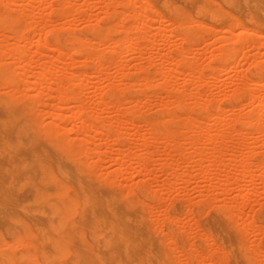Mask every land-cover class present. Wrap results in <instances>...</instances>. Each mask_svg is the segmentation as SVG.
Wrapping results in <instances>:
<instances>
[{"label":"rangeland","instance_id":"1","mask_svg":"<svg viewBox=\"0 0 264 264\" xmlns=\"http://www.w3.org/2000/svg\"><path fill=\"white\" fill-rule=\"evenodd\" d=\"M24 1L25 0L14 3V5H12L11 9L9 10V14L12 15L13 27H16L22 30L28 37H30L28 45L26 46V50H25L26 57L23 56L22 60H20L21 62L20 61L18 62L17 59H15V57H12L10 55H7V57H5L4 55V57L7 59L9 58V60L7 63H2V67L3 66L6 67L5 70L7 69L6 71H8V73L10 74L12 72H13L12 74L18 72L17 73L18 76H16L17 77L16 80L19 82V79H20L19 86L23 84L21 86V89L19 87V92L22 94V96L20 95L19 96L20 98L24 97L25 100L21 99L22 100L21 101L19 98L20 101H17L18 94H20L19 92L16 93L17 95L15 94L14 96L16 97L17 100L14 97L11 98V101L9 100V98L5 99L4 93L9 90L8 89L9 87L7 88L3 85H0V92H1L0 97H2V101L0 98V118L7 116L5 107L10 106V104L12 103L11 104V106L13 105L12 115L16 117V118L14 117V120L16 123L12 125L11 129L14 132L15 137H17V134L19 133V129L25 126L28 122L27 125L31 129L35 128L34 130L37 131V132L36 131L34 132L35 135L38 137L34 145V148L36 149V151L42 150L43 147L51 146V149L56 154V156L60 157V155L62 156V154H64L61 152V148H64L68 151L70 146L71 147L74 146L73 147L74 151L75 149L76 150L78 149L77 150L78 152L73 151L74 158H71L70 161H68L69 158L66 155H64V157H66L65 160L67 164L72 166L73 168H76L78 171L79 170L82 171L83 168L85 167L84 171L79 172L80 176L86 178L87 180L90 179L88 181L92 185H94L96 188H98L100 191L107 193L108 195L115 198L117 201L121 202V203H114L113 205L114 209L124 210L131 217H136L138 221L137 223L134 224L135 227H137V229L139 230L146 231L151 236V240L148 244V248L153 252L162 251L163 253L170 254L172 258V262L175 261L173 262V264H179V263L187 264V262H189L188 255L190 254V257L192 258V256H197L196 253H200V255L198 254V258L199 259L201 258L199 260L201 264H208V263L210 264V262H208V260L210 259V258L208 259L209 255H210L209 257L212 258L211 260L214 261V258L216 259L214 262L212 261L211 264H224L226 262V259L224 257L226 256L223 254L224 252L221 253L222 251H224L223 250L224 244H223L222 237L224 238V235H227V234H228L227 240H226L227 242L237 244V245L240 244V246L243 245L244 249L247 243H249L248 246L250 245V248L247 249L248 246H246L247 247L246 249L250 251H246L245 249L246 251L245 253L243 247L242 248L240 247L241 249L240 248L239 249H240L241 254L243 255V254L250 253L249 255L251 256L252 253L254 252L253 251L254 249L255 256H251L250 258L252 260L254 259L257 261V263L255 264H264V140H263L264 139L263 137L264 136V123H262L264 122V120H262V122L260 123L261 124L260 128L262 126L263 130L260 131V129H257V131L259 130L260 133H257V131L254 132V129L250 128L248 124L247 126H245L246 123L244 124V122L247 121V117L244 112L247 111L248 113L247 112L246 113L249 114L251 111H254L253 110L254 108L258 107V102L256 98L254 100L250 99L254 95V93L257 92L256 90L257 87L259 90L257 93L260 92L258 95L262 96L261 98L264 97L263 96L264 95L263 81H262L263 84L261 83L260 86H255L256 89H251L253 91L256 90V92H254L253 95L250 94V98H249V92H247L246 90L248 89V91H250L249 89L252 85L251 79L256 80L257 79L256 74L260 75V80L264 79V0H249V1L248 0H149V1L148 0H124V4L126 2L130 3L128 7H127V3H126V6L122 5L123 3L120 4V2H123L122 0H113V1L111 0H67V1L66 0H61V1L60 0H56V1L55 0H30V1L26 0L25 2ZM62 1L64 2L66 1L68 3L66 2L64 3ZM114 2L117 4H115ZM148 3H151V4H148ZM0 4L3 5L2 3ZM46 4L48 5L46 6ZM61 4H62V7L64 8L60 7ZM1 5H0V8H2ZM42 5L44 8L41 7ZM65 6H66V9H65ZM132 6H133V12H132ZM58 7H60L61 9V14L60 12L58 13L59 11ZM55 8H58V11H56V13L55 11H53L55 10ZM109 11H112V12H109ZM142 14L143 16L145 14L149 15V18L147 19V21H144V19L142 20V18H144ZM150 17H153V18L150 19ZM117 19H120V20H117ZM175 20L179 21L178 24L180 26L177 25ZM145 22L147 24H145ZM237 22H240L241 24ZM57 23L63 27L59 26ZM62 23L63 24L65 23V25H63ZM67 23H69L70 25ZM19 24H21L20 27H19ZM23 25L26 27H24ZM233 25L235 27H233ZM22 27L24 28V30ZM46 28L47 29L53 28L52 31H54V33L59 35V38L61 40V43H60L61 46L59 49L54 45V43H49L46 45H43L41 43H35L47 30ZM247 28L253 31L252 36H248L252 38V39L249 38L250 40H252V43L250 44L251 41L248 38H245L249 40L247 41V43L248 42L249 43L246 45L247 47L245 46L244 48H242L240 44L242 43L246 44L243 38L247 37L246 36L247 34L245 35L244 34L245 32H243V34L241 33L242 34L241 36H239L238 34H240L242 30L244 31ZM3 29L0 30V40L1 41L5 39V36L7 34L6 31H8L7 35H12L9 32L10 31L9 29L5 28L6 31L5 30L3 31ZM253 29H256V30H253ZM256 31L258 32L260 31V32L258 33ZM254 32L255 34L260 35V37L255 35ZM136 34L141 35V36H138ZM122 37H126L127 39L126 38L125 39L129 42H127L128 48L124 47V45L127 44V43H124L122 46L123 47L122 50H120L121 45L119 47V45H117L115 42L118 43L120 40L122 42V40L124 39V38L122 39ZM239 37L240 39L241 37H243L242 39L244 41L243 42L239 41L240 43L239 42L234 43L235 41H238L236 39H238ZM11 38L15 39V37H9L8 40L10 41ZM78 38L83 40L82 42L84 46L80 47V43H78L79 41H77ZM14 39L13 40L11 39L12 42L11 41L10 42L14 43L17 41L16 39L15 40ZM253 40L255 42H253ZM86 41L88 42V44ZM121 42L119 44H122ZM110 43H114V44L111 45ZM136 43L138 44V46L136 45V47L140 51L134 48L136 52L135 51L133 52L131 47L134 46L132 44H136ZM258 43L260 44V47ZM90 45L91 46L93 45L94 47L92 48L90 47ZM129 45H131V47ZM139 45H140V49L138 48ZM231 46H233L234 48L233 51L230 50ZM239 46H240V49H239ZM49 47L51 48L49 49ZM88 47H90V49ZM41 49H42V52H41ZM57 49L58 50L62 49V51H64L65 49L66 52L64 56H66V58L65 57L64 58L66 61H63L64 63L62 61H58L56 63L53 62V61H57L59 56L62 55V54H59L60 51H58ZM86 49L87 51L88 49L89 51L93 49L92 50L93 53L87 52ZM113 49L119 50V53L114 51ZM186 50L188 51L186 52ZM182 51H183L184 56L185 57L187 56L185 61L182 58L183 57ZM35 52H38V58L34 60L35 63L33 62V64L29 66L30 68L26 67L27 64L22 61L26 58L25 60H27V63H28L30 59L33 57L32 55H34ZM179 52H181V54ZM225 53L226 54L228 53V54L226 55ZM99 54L102 56L106 55L107 59L104 57L100 58L98 56ZM179 54L182 56L181 58ZM231 54L232 56H230ZM89 55L94 56L93 59H91V56ZM133 55H135V57ZM244 55H245V58L246 56L251 57V58L248 57L250 60L246 61V59L245 60L243 59L244 61H242V58ZM88 56L90 58H88ZM178 56L180 59L177 58ZM171 57H175L177 60L179 59L181 62H178L174 58L179 64H173L174 62L176 63V61H173V58ZM51 58H53L52 61L50 60ZM48 59L51 62H53L54 65H58V68H56V66H53L52 72L55 73V75L53 74L55 77L57 75L60 76V77L57 76L60 82L58 81L59 83L57 84L53 82L54 79H51L49 80V82L45 81L44 83H39L38 85L36 74L42 71V64L44 67L45 61L46 62L48 61V63L46 64L49 65ZM4 61L5 60L3 61L1 60V62H4ZM17 62L20 63V65ZM60 62L62 63L60 64ZM147 62L149 64H147ZM187 63L192 64V67L196 66L195 68L193 67L195 70L193 68H190L191 66L188 67ZM24 64L26 65L24 66ZM117 65H122V66H117ZM21 66L22 68L25 67L23 68L24 71L21 70ZM118 67L121 68L122 70H120ZM143 67L145 70H142ZM173 67H174L173 71L175 73L173 71L170 72L171 71L170 69ZM18 68L20 69L17 70ZM146 68H148V71ZM158 68L159 69L161 68L160 69L161 71ZM191 69H193L195 72L193 70L191 71ZM57 70L59 72H63V70L64 71L66 70V71L63 73H59V72L57 73L56 72ZM157 70L159 72H157ZM196 70H198V73L200 72V74H198ZM68 71H70L71 73L68 76H71L70 78L72 79H76V76L74 75V73L76 75H79V72L81 71L80 72L81 74L79 75V77L80 76L81 77L80 79L78 77V79L81 80L82 78V81L71 80L70 78H68L72 82L71 83L67 82L66 75L69 74ZM162 71L164 75L166 76L163 75ZM166 71L169 72L171 75L176 74V77L173 75L172 77ZM161 73H162L163 78H161ZM244 73L247 76L244 75ZM62 74H64L65 77L62 76ZM199 76L201 77L202 81L199 80L200 79ZM52 78L54 77L52 76ZM83 78L85 79L86 83L83 82ZM144 78L146 79L148 78L147 80L149 81L147 82V80ZM161 79L163 80L170 79V80L167 81L169 82L167 84L166 81L163 82V80ZM204 80L206 82H204ZM1 81L2 80H0V83L3 84ZM50 81H51V84H50ZM144 81L147 82V85L145 84ZM81 82H83L82 85L84 86L80 85ZM242 82L243 84L241 85ZM52 83H53L54 88L50 87L52 86ZM66 83H69V85L71 84V87H68ZM124 83L126 84V86ZM151 83L153 84V86L151 85ZM128 84L131 86H128ZM65 85L67 86L68 89L70 88L69 89L70 91L65 89V90H62L61 92L59 88L61 86H62L61 88L66 87ZM110 85H112L111 86L112 89ZM249 85L250 87L248 88L247 86ZM37 86H39L40 89L36 88ZM78 86L80 87V89L78 88ZM245 86L247 88H245ZM252 87L254 86L252 85ZM71 88L74 90H72ZM237 88H239V90ZM22 89L23 91H21ZM42 90L45 93L40 94V96H38L37 94L42 93V92H39ZM66 90L69 92L68 95H73L74 98L72 96H68ZM237 90L239 92H237ZM72 91L74 93L76 91L77 93H75L74 95ZM111 91L112 93H110ZM253 91H251V93ZM194 92L197 95H195ZM78 93L79 94L81 93V94L79 95ZM181 93H183L182 97H179L181 96ZM235 93H239V94H235ZM192 94L196 96L195 97L196 99L198 98L197 96L199 94L200 95L199 97H201L200 98L201 100L199 98L195 100ZM61 95L63 97L66 95L67 96L64 97L63 99V97L62 98L60 97ZM177 95L179 98L176 97L175 99L174 97ZM75 96L77 98H75ZM37 97L39 98L38 100L39 103L38 102L35 103V101L37 100ZM59 97L61 99H59ZM191 97L194 98V100ZM115 100H116V103H118L117 105L115 103ZM185 100H186V103H185ZM214 100H217V102ZM249 100H251L252 102ZM15 101H17V103ZM100 101H103L101 102L102 104H100ZM131 101L133 105L137 104L138 106H136L135 108V106L131 104ZM167 101L168 103H166ZM193 101L195 103H193ZM24 102H26L27 104H25ZM29 102H32V105L31 103L29 104ZM164 102L166 104H163ZM104 103L106 106L103 105ZM176 103L177 104L182 103V107L183 108L186 107V108L185 109L181 108L180 107L181 104H178L180 105L179 106L180 108L179 107L176 108L177 107ZM217 103L218 105H220V109L216 108V107H219L217 106ZM28 104L30 107L27 106ZM167 104L169 105V107H167L168 106ZM174 104H176L175 107L173 106L170 107V105H174ZM194 104H197V105H194ZM203 104H205V106ZM79 107H82V112L81 111L79 112H81L83 118L80 116V118L78 119V116L81 114L78 111H76V109L78 108L77 110H80ZM13 108L16 110H14ZM83 108H86V110ZM125 108L127 109V111ZM165 108L168 109V112H167V109ZM169 108H171L172 111L174 109L176 111V112L175 111L172 112L170 110V114L172 115L171 117L173 118L171 119L173 122L167 121L164 124L165 121L163 120H167L168 118H170L169 117L170 114H168ZM241 110H242V113H241ZM74 111L76 113L73 114ZM211 111L212 113H210ZM53 112H59L60 114H65L68 116L70 115L73 116V115L78 114V116L71 118L69 122L68 120H66V123H65V121H62L61 119H59L57 115L55 116L52 115ZM174 112H175V115L172 114ZM17 113H18V116H16ZM132 113H134L135 115H132ZM214 114L219 117L222 115L221 117L222 119L224 117V120L220 122L219 124H216L215 122H213L214 120L213 117L215 116ZM229 115H230V118H229ZM243 115H245L246 119L243 118ZM74 118L75 120H73ZM232 118L234 122H232ZM33 119L37 123H35ZM82 119H86L87 121H89L88 126L82 124V121H81ZM157 119H159L160 124H158V121H155ZM193 119H197L201 121L200 123H202V126L204 125V128H203L204 133H202L203 129H202V132L195 131L196 128L192 127L193 125L191 126L190 124L191 122L190 123L188 122L187 123L188 127L187 126L185 127V124H186L185 122L191 121V120L193 122ZM52 121L53 123H55L54 127L56 126L58 131L60 130L62 131L61 132L62 142L58 144L60 146H57V142L56 143L54 142V144L52 143L48 144L50 140L52 139H53L52 141L56 140L54 137L50 138L49 132L47 131L48 127L51 126L50 124H52ZM61 121L62 123L64 122V124L61 125L60 124ZM104 121L107 122L108 124L105 123ZM101 122L102 123L104 122L105 126L98 125V124H102ZM47 123L49 126L47 125ZM213 123H215L216 125L215 124L211 125ZM223 123L224 125H222ZM35 124L39 125L40 128L36 126ZM92 124L94 125V127L92 126ZM164 125L166 127H164ZM43 126L44 128L42 129ZM97 126L99 128H97ZM155 126H156V130H155ZM167 126H168V129H167ZM213 126L214 127L217 126L216 128L220 130L224 128L221 131L225 133L226 137L217 136V138L208 139V135L204 136V134H208L206 132H208L209 130L212 131V132L209 131V133L214 132ZM191 127L193 128V130ZM70 128L73 130L70 131ZM171 128H173V130ZM216 128L215 130H218ZM80 129H82L83 131H81ZM169 129L175 132L174 133L175 135H174L173 132L170 130V132H172V136H176V137L178 136V137L177 138L175 137V139L174 137L172 138L169 132ZM86 130H90L89 136L87 135L88 131L86 132ZM190 130L192 132L194 131V133L192 134ZM228 130L231 132L227 133ZM75 131L77 132L75 133ZM252 131H253V134L255 133L254 135L253 134L251 135ZM38 132H43V133L38 134ZM216 132L217 131H215V133ZM261 132L263 133L261 134ZM153 133L157 135L155 136V139L154 137L152 138ZM199 133L202 134L204 137L199 136ZM85 134H86L85 137H88L86 139H90V140H86L87 142H85V138H84ZM116 135L117 136L119 135V136L116 137ZM194 135L198 138L199 137L202 138V139L200 138L201 141L197 142L196 144L197 146H194V145L192 146V141H193L192 137ZM252 136L254 137L252 138ZM258 136H260L261 138ZM166 137L169 138L170 140L167 139ZM71 138H73V140ZM255 138L260 140L258 144H255L252 142V141L256 142L255 140H253ZM69 139H71V142L72 143L74 142V144H71ZM68 140L71 144L70 146H69ZM24 141H26V139H24ZM252 143L253 145H256V147L253 146ZM80 145L81 146L83 145L82 148H85V149L83 150L80 147ZM205 146H207L209 149H207V147ZM210 146L212 147V149H210ZM75 147H78V148H75ZM79 147L81 148V150H79L80 149ZM172 147L173 148L175 147V148L173 149ZM203 147H204V150H203ZM250 148L252 151L250 150ZM64 149L62 150L66 151ZM151 149L152 151H150ZM70 150H73V149H70ZM240 150L242 151V153ZM32 151H33L32 149L20 150L19 151L20 157L22 158H25L24 156L28 157L30 156L29 153ZM82 151L84 154L82 153ZM207 151L208 153L210 151V153L205 154L207 153ZM253 151L256 153H253ZM259 151L260 153H258ZM219 152L220 154H218ZM74 153L77 154L76 158H75ZM122 153L123 154L126 153L129 156L125 154L124 156L122 155L123 156L122 158L121 156ZM245 154H246V157H245ZM202 155L205 158H203ZM142 157L145 158L147 161H145ZM192 157L194 158L192 159ZM236 157L238 159L241 157L243 159L245 158L247 159V160L246 159L243 160L244 161L243 164H245V161H247L245 165L242 164L243 169L242 167H240L241 166L240 162L242 160L239 159L240 161L238 160L239 161L238 162ZM258 158L259 160H257ZM81 159L83 163H85L86 165L81 164V163H76L77 161L82 162ZM84 159L85 160L87 159V160L85 161ZM123 159H125V161ZM140 160L141 161L144 160V161L141 163ZM248 160L249 161L251 160L252 162L251 161L249 162ZM255 160L258 161L259 163L256 162ZM208 161L212 165L209 164ZM9 163H10V160H6V164H9ZM140 163L143 164L142 167L145 164L144 167H146V169L143 168L144 169L143 171L141 169ZM94 165L96 168L94 167ZM232 165H235V166H232ZM230 166H232L233 168H230ZM238 166L240 167L239 169H238ZM245 167L247 168V170ZM87 168H89L90 170ZM203 168L205 170V173H202ZM34 169L35 168H32L31 170H29V172L30 171L33 172ZM122 169H123V172H122ZM92 170L95 172L94 174ZM137 170H139L140 172H138ZM239 170L240 172H237ZM200 172L202 174H200ZM210 172L213 175H211ZM251 172H254L252 173L253 175L251 174ZM236 175H238V177ZM88 177H93V179L88 178ZM41 180L37 179L36 181L33 182V184L38 185V186H44L45 188H47L48 190L54 193L58 191L57 189H60L59 185L57 184H49L47 178L43 177V179L41 178ZM102 182L103 184H101ZM138 184L141 186H139ZM253 186L255 187V189H253L254 188ZM249 187H251L252 189H249ZM250 190L252 191L254 190V191L251 194L249 193L250 194L249 199L246 200V193H248L247 191H250ZM68 192L70 194H73L71 187L68 188ZM128 193H130L131 195L130 194L127 195ZM33 194L34 192L30 188H23V189H20V191L19 190L14 191V194H13L14 199L21 203H3L4 205V208L2 210L3 215L7 214V212H9L10 210L16 211L22 215H25V210L34 212L38 209L45 208L47 211H52L53 207H55L54 205L56 204L58 206L61 204L62 210L68 211L70 209L69 206L72 205L71 203H26L30 200ZM143 199L146 200L145 201L147 202L146 204L144 203ZM58 200H59L58 197L52 198V201H58ZM132 202H135V203H132ZM225 204H227L228 206ZM77 209H78L77 211L78 213L82 211L81 209H79L78 206H77ZM169 214H170V218H172L171 216H176L174 217L176 218V220H177V217L179 218L177 221L178 222L177 224H175L176 223L175 220H172L173 222H168ZM149 216L153 218H150ZM236 217L238 218L236 219ZM151 220L152 221L154 220V221L151 222ZM163 220H166V221H163ZM163 222H164V225L161 224ZM6 224H9V223H6ZM153 225L155 226L156 229L154 228ZM159 225H160V228H159ZM156 226L160 230L161 229L162 230L160 231ZM162 226H164L165 232ZM219 229L222 231L223 236L221 237L213 236L214 232L218 231ZM166 230L169 232L168 234H171L173 236L172 237L170 235L175 240V242L174 240H171L172 238L170 239V241L168 240L169 238L167 239V236L169 235L166 233L167 232ZM175 237L177 238L175 239ZM187 239L193 245V246L191 245L189 248L195 247V248L200 249L201 252L197 250L196 253H194L195 251V248H194L192 249L194 251L189 249L194 253V255L190 253L191 251H189V254H187L188 252L186 253V251L188 250L187 249L185 250V247H188L187 244L189 245ZM160 240L162 243H160ZM172 241L175 244L171 243ZM184 241H185V244H184ZM169 246L172 247L174 252L171 250ZM207 248L208 249L212 248L211 252L213 251L214 254L213 253L211 254H213V256H211L210 252H208L209 254L205 256V253L207 252L206 251ZM202 249H205V251ZM179 250H181V252ZM214 250H216V252ZM202 252L204 254H201ZM217 252L218 253L220 252V253L217 254ZM181 253L182 254L185 253L186 255L183 256ZM257 253H258V256H256ZM173 254H175L176 256L175 258ZM221 254H223V256H221ZM191 258L190 260H192ZM194 258H193L194 261L193 262L190 261L191 262L190 264H193V263L196 264L195 262L196 259ZM221 259L224 260L225 262L221 263L222 261ZM217 260H219L220 262L218 261L219 262L218 263ZM27 261L29 260H25L24 262H22V264L28 263ZM200 262H198L197 264H199Z\"/></svg>","mask_w":264,"mask_h":264},{"label":"bare ground","instance_id":"2","mask_svg":"<svg viewBox=\"0 0 264 264\" xmlns=\"http://www.w3.org/2000/svg\"><path fill=\"white\" fill-rule=\"evenodd\" d=\"M22 0H0V3H2L3 5H1L2 6V8H0V30H2L3 28V31L5 30L6 31V29H9L10 31V33L12 34V35H7L8 34V31H6L7 32V34H6V36H5V39H3L2 41L0 40V80H2L1 82L3 83V84H1L0 83V85H3V86H5V87H9L8 89V91L7 92H5L4 93V98L6 99V98H9V100L11 101V98H13L14 96H15V94L16 93H18L19 92V87H20V89H21V86L23 85H21V86H19V82H20V79H19V82L16 80L17 79V77L16 76H18V72L17 73H14V74H10V73H8V71H6L5 70V68L6 67H4V69H3V67H2V63H7L8 62V60H9V58L7 59V58H5V57H7V55H10V56H12V57H15V59H17V61L19 62L20 60H22V58H23V56H25V50H26V46L28 45V42H29V39H30V37H28L22 30H20V29H18V28H16V27H13V25H12V23H13V19H12V15H10L9 14V10L11 9V6L12 5H14V3H16V2H21ZM26 1V0H25ZM24 1V2H25ZM30 1V0H29ZM56 1V0H55ZM61 1V0H60ZM67 1V0H66ZM65 1V2H66ZM111 1H113V0H111ZM123 2H120V4H122V5H124V6H126V3L124 4V0H122ZM149 1V0H148ZM249 1V0H248ZM62 2H64V1H62ZM64 2V3H65ZM86 2V1H85ZM31 3H33V2H31ZM44 3V2H43ZM66 3H68V2H66ZM115 3V2H114ZM147 3V2H146ZM52 4V3H51ZM87 4V3H86ZM112 4V3H111ZM115 4H117V3H115ZM130 3H127V7H128V5H129ZM148 4H151V3H148ZM34 5V4H33ZM48 4H46V6H47ZM64 5V4H63ZM26 6V5H25ZM24 6V7H25ZM85 6V5H84ZM118 6V5H117ZM146 6H147V4H146ZM23 7V6H22ZM41 7H43V5L41 6ZM51 7V6H50ZM60 7H62V4H61V6ZM60 7H58L59 8V11H58V8H55V10H53V11H55V13H56V11H58V13L60 12V14H61V9H60ZM70 7V6H69ZM113 7V6H112ZM116 7V6H115ZM115 7H114V9H115ZM31 8H33V7H31ZM44 8V7H43ZM62 8H64V7H62ZM109 8V7H108ZM50 9V8H49ZM52 9V8H51ZM65 9H66V6H65ZM205 9V8H204ZM41 10V9H40ZM107 11V10H106ZM113 11V10H112ZM112 11H109V12H112ZM116 11V10H115ZM67 12V11H66ZM127 12V11H126ZM132 12H133V6H132ZM153 12V11H152ZM173 12V11H172ZM179 12V11H178ZM63 13V12H62ZM65 13V12H64ZM71 13V12H70ZM145 13V12H144ZM214 13V12H213ZM228 13V12H227ZM67 14V13H66ZM107 14H109V13H107ZM134 14V13H133ZM178 14H180V13H178ZM230 14V13H229ZM47 15V14H46ZM49 15V14H48ZM118 15V14H117ZM123 15V14H122ZM125 15V14H124ZM152 15V14H151ZM162 15V14H161ZM210 15H211V13H210ZM108 16V15H107ZM110 16H111V14H110ZM131 16V15H130ZM134 16V15H133ZM142 16H143V14H142ZM144 18H142V20L144 19V21H147V19L149 18V15H147V14H145L144 16H143ZM27 18H29V17H27ZM112 18V17H111ZM122 18H124V17H122ZM146 18V19H145ZM151 18H153V17H150V19ZM26 19V18H25ZM63 19V18H62ZM109 19V18H108ZM54 20V19H53ZM58 20V19H57ZM117 20H120V19H117ZM116 20V21H117ZM123 20V19H122ZM16 21V20H15ZM14 21V22H15ZM62 21V20H61ZM176 21V23H177V25H179L178 24V22L179 21H177V20H175ZM194 21V20H193ZM192 21V22H193ZM22 22V21H21ZM29 22V21H28ZM52 22V21H51ZM197 22V21H196ZM25 23V22H24ZM31 23V22H30ZM55 23V22H54ZM72 23V22H71ZM120 23V22H119ZM122 23V22H121ZM175 23V24H176ZM234 23H236V22H234ZM237 23H240V22H237ZM18 24V23H17ZM51 24V23H50ZM58 24V23H57ZM63 24V23H62ZM67 24H69V23H67ZM117 24H118V22H117ZM145 24H147L146 22H145ZM180 24H182V23H180ZM241 24V23H240ZM20 25L21 24H19V27H20ZM29 25V24H28ZM47 25V24H46ZM59 25V24H58ZM63 25H65V23L63 24ZM70 25V24H69ZM99 25V24H98ZM189 25H191V24H189ZM193 25V24H192ZM24 26V25H23ZM30 26V25H29ZM32 26V25H31ZM54 26V25H53ZM59 26H61V25H59ZM116 26V25H115ZM139 26H141V25H139ZM138 26V27H139ZM180 26V25H179ZM24 27H26V26H24ZM61 27H63V26H61ZM188 27V26H187ZM233 27H235L234 25H233ZM6 28V29H5ZM23 28V27H22ZM32 28V27H31ZM53 28H55V27H53ZM53 28H51V29H47L45 32H44V34L35 42V43H41V44H43V45H46V44H49V43H54V45L59 49L60 48V43H61V40H60V38H59V35H57L56 33H54V31H52L53 30ZM69 28V27H68ZM105 28V27H104ZM118 28V27H117ZM124 28V27H123ZM252 28V27H251ZM63 29V28H62ZM66 29V28H65ZM70 29V28H69ZM135 29V28H134ZM133 29V30H134ZM137 29V28H136ZM141 29V28H140ZM143 29V28H142ZM156 29V28H155ZM239 29H241V28H239ZM23 30H24V28H23ZM42 30H43V28H42ZM74 30V29H73ZM118 30V29H117ZM253 30H256V29H253ZM41 31V30H40ZM136 31V30H135ZM142 31V30H141ZM187 31V30H186ZM54 34H53V33ZM106 32V31H105ZM112 32V31H111ZM133 32V31H132ZM243 32H245L244 34L247 36V37H241V39H240V37L238 38V39H236V40H238V41H235L234 43H236V42H243L244 40H245V42H246V44H244V43H242V44H240V46L242 47V48H244L248 43H247V41H249L250 39H252V38H250V37H248V36H252V30L251 29H249V28H247L246 30H242V32H240V34H238L239 36H241L242 34H243ZM256 32H258V31H256ZM260 32V31H259ZM258 32V33H259ZM126 33V32H125ZM139 33V32H138ZM242 33V34H241ZM42 34V33H41ZM74 34V33H73ZM254 34H255V32H254ZM31 35H33V34H31ZM71 35V34H70ZM132 35V34H131ZM136 35H138V34H136ZM255 35H257V36H259L260 37V35H258V34H255ZM126 36V35H125ZM138 36H141V35H138ZM138 36H136V37H138ZM9 37H15V39L17 40L16 42H14V43H11L12 41H11V39L13 40L14 38H11L10 39V41L8 40V38ZM119 37H121V36H119ZM4 38V37H3ZM87 38V37H86ZM124 38V39H123ZM126 37H122V42H121V40L117 43V42H115L117 45H119V47H120V45H121V49L120 50H122V46H123V44L124 43H127V42H129V41H127L126 39H125ZM135 38V37H134ZM146 38V37H145ZM144 38V39H145ZM185 38V37H184ZM183 38V39H184ZM244 40H243V39ZM245 38H250L249 40L248 39H245ZM254 38V37H253ZM14 39V40H15ZM74 39V38H73ZM77 39V38H76ZM129 39H131V38H129ZM139 39H141V38H139ZM186 39V38H185ZM184 39V40H185ZM33 40V39H32ZM98 40V39H97ZM77 41H79L78 43H80V47L81 46H84V44H83V40L82 39H80V38H78V40ZM133 41V40H132ZM131 41V42H132ZM190 41V40H189ZM251 42H250V44L252 43V40H250ZM87 42V41H86ZM122 43V44H119V43ZM134 42H136V41H134ZM239 42V43H240ZM253 42H255L254 40H253ZM98 43V42H97ZM260 43V42H259ZM258 43V44H259ZM83 44V45H82ZM87 44H88V42H87ZM99 44V43H98ZM111 45L112 44H114V43H110ZM115 44V45H116ZM243 44H244V46H243ZM249 44V45H250ZM254 44V43H253ZM51 45V44H50ZM94 45H96V44H94ZM126 45V46H125ZM124 45V47H126V48H128V43L127 44H125ZM132 45H134V46H132L131 47V45H129L131 48H132V50H133V52L135 51V49H137V47H136V45L138 46V44L136 43V44H132ZM228 45V44H227ZM232 45V44H231ZM49 46V45H48ZM238 46V45H237ZM240 46H239V49H240ZM90 47H94L93 45L91 46L90 45ZM90 47H88L89 49H90ZM183 47V46H182ZM181 47V48H182ZM186 47H188V46H186ZM247 47V46H246ZM259 47H260V44H259ZM28 48V47H27ZM51 47H49V49H50ZM53 48V47H52ZM62 48V47H61ZM114 48V47H113ZM135 48V49H134ZM139 49H140V45H139V47H138ZM180 48V47H179ZM241 48V49H242ZM57 49V50H58ZM63 49V48H62ZM62 49L61 50H58V51H60L59 52V54H62L61 56H59V58L57 59V61H53V62H58V61H66L65 60V58H66V56H64L65 55V49H64V51H62ZM75 49V48H74ZM89 49H88V51H87V49H86V51L87 52H92L93 53V49H91V51H89ZM116 49V48H115ZM118 49V48H117ZM188 49V48H187ZM233 46H231L230 47V50H232L233 51ZM31 50V49H30ZM43 50H45V49H43ZM77 50V49H76ZM75 50V51H76ZM95 50V49H94ZM114 50V49H113ZM131 50V51H132ZM138 50V49H137ZM185 50V49H184ZM183 50V51H184ZM57 51V52H58ZM103 51V50H102ZM101 51V52H102ZM106 51V50H105ZM114 51H116V52H118L119 53V50H114ZM138 51H140V50H138ZM180 51V50H179ZM183 51H182V54H183ZM188 50H186V52H187ZM190 51V50H189ZM39 52V51H38ZM38 52H35L34 53V55H32L33 57L30 59V61L27 63V60H23L22 62H25L26 64H24V66L26 65V67H29V66H31L32 64H33V62L35 63V59L36 58H38ZM41 52H42V49H41ZM44 52V51H43ZM68 52V51H67ZM115 52V53H116ZM136 52V51H135ZM219 52H221V51H219ZM219 52H217V53H219ZM228 52H229V50H228ZM231 52V51H230ZM50 53H52V52H50ZM70 53V52H69ZM180 54H181V52H179ZM234 53V52H233ZM45 54V53H44ZM90 54V53H89ZM98 54V53H97ZM101 54H103V53H101ZM136 54V53H135ZM179 54V56H180V58L182 57L183 58V60L185 61V59H186V57L184 56V54L181 56ZM226 54V53H225ZM228 54V53H227ZM226 54V55H227ZM4 55H5V57H4ZM58 55V54H57ZM67 55V54H66ZM139 55V54H138ZM191 55V54H190ZM213 55V54H212ZM218 55V54H217ZM40 56V55H39ZM85 56V55H84ZM87 56V55H86ZM89 56H91V55H89ZM88 56V58H90ZM100 58H106L107 59V57H106V55H104V56H102V55H98ZM113 56V55H112ZM134 57H135V55H133ZM179 56L177 57V58H179ZM219 56V55H218ZM221 56V55H220ZM230 56H232V54L230 55ZM26 57V56H25ZM54 57V56H53ZM65 57V58H64ZM93 57L94 56H91V59H93ZM118 57V56H117ZM185 57V58H184ZM226 57V56H225ZM249 56H246V58H245V55L243 56V58H242V61H244L245 59H246V61L247 60H250L249 58H251V57H249ZM5 58V59H4ZM98 58V57H97ZM110 58V57H109ZM116 58V57H115ZM171 58H173V61H176L177 59L175 58V57H171ZM176 60H175V59ZM179 58V59H180ZM87 59V58H86ZM177 60L178 62H181L180 60ZM244 59V60H243ZM1 60L3 61V60H5L4 62H1ZM7 60V61H6ZM49 60V59H48ZM51 61L53 60V58H51L50 59ZM49 60V65H47L46 63H48V61L46 62H44V67H43V64H42V71L41 72H37L38 74H36V77H37V82H38V85H39V83H44L45 81H48L49 82V80H51V79H54L53 80V82H55V83H59L60 82V80H59V78L57 77V76H59V75H57L56 77L58 78H56L54 75H55V73L54 72H52V70H53V66H56V68H58V65H54V63L53 62H51ZM54 60H56V59H54ZM70 60V59H69ZM76 60V59H75ZM81 60V59H80ZM97 60V59H96ZM193 60V59H192ZM218 60V59H217ZM95 61V60H94ZM172 61V62H173ZM176 61V63L174 62L173 64H179L178 62ZM241 61V62H242ZM17 62V63H18ZM21 62V61H20ZM51 62V63H50ZM62 62H60V64L62 63ZM98 62V61H97ZM152 62V61H151ZM151 62H150V64H151ZM190 62V61H189ZM64 63V62H63ZM83 63V62H82ZM185 63V62H184ZM19 65H20V63H18ZM59 64V65H60ZM147 64H149L148 62H147ZM186 64V63H185ZM188 65V67H190V68H193L192 67V64H190V63H187ZM10 65V64H9ZM13 65V64H12ZM46 65V66H45ZM75 65V64H74ZM86 65V64H85ZM90 65V64H89ZM91 65H92V63H91ZM158 65V64H157ZM5 66H6V64H5ZM23 66V65H22ZM22 66H21V70H23V68H25V67H23L22 68ZM117 66H122V65H117ZM125 66V65H124ZM150 66V65H149ZM148 66V67H149ZM199 66V65H198ZM11 67V66H10ZM13 67V66H12ZM37 67H38V65H37ZM185 67H186V65H185ZM196 67V66H195ZM194 67V68H195ZM225 67V66H224ZM30 68V67H29ZM62 68V67H61ZM97 68H98V66H97ZM119 68V67H118ZM124 68V67H123ZM140 68H142V67H140ZM193 68V69H194ZM204 68V67H203ZM15 69V68H14ZM20 68H18L17 70H19ZM115 69H117V68H115ZM120 70H122L121 68H119ZM119 69H118V71H119ZM147 69V71H148V68H146ZM159 69V68H158ZM161 69V68H160ZM159 69V70H160ZM173 69H174V67L173 68H171L170 70V72H172L173 71ZM193 69H191V71L193 70ZM218 69V68H217ZM227 69V68H226ZM34 70V69H33ZM41 70V69H40ZM98 70V69H97ZM137 70V69H136ZM142 70H145L144 69V67H143V69ZM195 70V69H194ZM193 70V71H194ZM222 70V69H221ZM24 71V70H23ZM54 71H55V69H54ZM66 71V70H65ZM64 70H63V72H65ZM72 71V70H71ZM93 71V70H92ZM139 71V70H138ZM155 71V70H154ZM161 71V70H160ZM169 71V70H168ZM16 72V71H15ZM28 72V71H27ZM57 73L59 72L58 70L56 71ZM63 72H59V73H63ZM74 72V71H73ZM79 72V71H78ZM81 72V71H80ZM79 72V75L81 74ZM84 72V71H83ZM121 72H123V71H121ZM120 72V73H121ZM135 72V71H134ZM157 72H159L158 70H157ZM167 72V71H166ZM174 72V71H173ZM190 72V71H189ZM195 72V71H194ZM196 72L198 73V70H196ZM221 72V71H220ZM224 72V71H223ZM30 73V72H29ZM68 73L69 74H67V72H66V78H67V82H72L71 80H78V81H82V78H81V80H79L80 79V77H79V75H76L75 73H74V75L76 76V79H72V78H70L71 76H68V75H70L71 73H70V71H68ZM93 73V72H92ZM97 73H98V71H97ZM136 73V72H135ZM153 73H155V72H153ZM162 73H163V71H162ZM162 73H161V78H163L162 77ZM167 73H169V72H167ZM175 73V72H174ZM54 74V75H53ZM87 74V73H86ZM90 74V73H89ZM122 74V73H121ZM125 74V73H124ZM166 74V73H165ZM170 74V73H169ZM193 74H195V73H193ZM198 74H200V72L198 73ZM163 75H164V73H163ZM168 75V74H167ZM171 75V74H170ZM173 76H175L176 77V74L174 75V74H172ZM171 75V76H172ZM203 75H205V74H203ZM213 75V74H212ZM215 75V74H214ZM241 75V74H240ZM243 75V74H242ZM244 75H246L245 73H244ZM52 76L54 77V78H52ZM62 76H64V74H62ZM92 76V75H91ZM109 76V75H108ZM142 76H144V75H142ZM141 76V77H142ZM164 76H166V75H164ZM172 76V77H173ZM247 76V75H246ZM20 77V76H19ZM60 77V76H59ZM65 77V76H64ZM78 77H79V79H78ZM84 77V76H83ZM88 77V76H87ZM116 77V76H115ZM160 77V76H159ZM169 77V76H168ZM200 77V76H199ZM214 77V76H213ZM244 77V76H243ZM256 77H257V79L256 80H254V79H251V81H252V85L254 86V87H252V85H251V87H250V85L249 86H247L248 88L250 87V91H248V89H246L247 90V92H249V98H250V94H252L253 95V93L254 92H256V90H257V92L259 91L258 90V87H257V89L255 88V86H260V84L262 83V81H263V83H264V79H262V80H260V75L259 74H256ZM21 78V77H20ZM68 78H70L71 80H69ZM85 78V77H84ZM83 78V82H85V79ZM113 78H114V76H113ZM140 78V77H139ZM152 78V77H151ZM154 78H155V76H154ZM167 78V77H166ZM166 78H164V79H166ZM191 78V77H190ZM193 78V77H192ZM204 78H205V76H204ZM247 78V77H246ZM61 79V78H60ZM105 79V78H104ZM141 79V78H140ZM144 79H146V78H144ZM148 79V78H147ZM146 79V80H147ZM197 79H199V78H197ZM196 79V80H197ZM55 80H57V81H55ZM145 80V81H146ZM154 80V79H153ZM161 80H163V79H161ZM170 80V79H169ZM168 79L167 80H163V82H167V81H169ZM193 80V79H192ZM195 80V81H196ZM200 81H202L201 80V77H200V79H199ZM215 80V79H214ZM59 81V82H58ZM97 81V80H96ZM135 81V80H134ZM141 81H143V80H141ZM144 81V82H145ZM149 80H147V82H148ZM152 81V80H151ZM241 81H243V80H241ZM240 81V82H241ZM37 82H36V84H37ZM74 82V81H73ZM83 82H81L80 83V85H82V83ZM90 82V81H89ZM125 82V81H124ZM144 82H142V83H144ZM147 82H145V84L147 85ZM163 82H161V83H163ZM197 82V81H196ZM204 82H206L205 80H204ZM240 82H239V84H240ZM35 83V82H34ZM33 83V84H34ZM54 83V84H55ZM64 83V82H63ZM86 83V82H85ZM127 83V82H126ZM135 83V82H134ZM160 83V82H159ZM169 82H167V84H168ZM198 83V82H197ZM202 83V82H201ZM262 83V84H263ZM50 84H51V81H50ZM62 84V83H61ZM78 84H79V82H78ZM125 84V83H124ZM166 84V83H165ZM166 84V85H167ZM243 84V82L241 83V85ZM26 85V84H25ZM24 85V86H25ZM60 85V84H59ZM58 85V86H59ZM66 85L68 86V87H71V84L69 85V83H66ZM65 85V86H66ZM74 85V84H73ZM79 85V86H80ZM149 85H150V83H149ZM151 85L153 86V84L151 83ZM245 85V84H244ZM54 86H56V85H54ZM63 86V85H62ZM61 86V87H62ZM67 86L66 87H63V88H59L60 89V91L62 92V90H65V89H67V90H69L68 88H67ZM78 86V88L80 89V87ZM82 86H84V85H82ZM112 85H110V87H111ZM125 86H126V84H125ZM128 86H131V85H129L128 84ZM127 86V87H128ZM145 86V85H144ZM151 86V87H152ZM162 86H164V85H162ZM200 86V85H199ZM50 87H53V83H52V86H50ZM127 87H125V88H127ZM167 87V86H166ZM170 87V86H169ZM246 86H245V88H247ZM36 88H39V86H37ZM54 88V87H53ZM121 88H122V86H121ZM120 88V89H121ZM168 88V87H167ZM197 88V87H196ZM241 88H243V87H241ZM244 88V89H245ZM24 89V88H23ZM23 89L21 90V91H23ZM40 89V88H39ZM72 89V88H71ZM84 89V88H83ZM111 89H112V87H111ZM136 89V88H135ZM238 90H239V88H237ZM251 89H256L255 91H253V90H251ZM27 90V89H26ZM33 90V89H32ZM38 90V89H37ZM56 90V89H55ZM66 90V91H67ZM72 90H74V89H72ZM237 90V92H239ZM243 90V89H242ZM34 91V90H33ZM70 91V90H69ZM78 91V90H77ZM80 91V90H79ZM123 91H125V90H123ZM178 91V90H177ZM184 91V90H183ZM187 91V90H186ZM197 91V90H196ZM195 91V92H196ZM251 91H253L252 93H251ZM27 92V91H26ZM29 92V91H28ZM39 92H42V93H39ZM38 93L39 94H37L38 96H40V94H43V93H45L43 90L42 91H39ZM73 92V91H72ZM130 92V91H129ZM195 92H194V94H195ZM254 93V95L250 98L251 100L253 99H255L256 98V100H257V102H258V107H256V108H252L254 111H251L249 114H247L246 112H244L245 114H246V117H247V121L246 122H244V124H245V126H247V124H248V126L250 127V128H252V129H254V132L255 131H257V129H260V131H262L263 129H262V126H261V128H260V123L262 122V120H264V97L263 98H261L262 96H260V95H258L259 93ZM1 93V92H0ZM20 93V92H19ZM68 91H67V95H68ZM75 93H77L76 91H75ZM75 93L73 92V94L75 95ZM110 93H112V91L110 92ZM109 93V94H110ZM114 93H115V91H114ZM184 93V92H183ZM183 93H181V96H179V97H182V94ZM197 93V92H196ZM240 93H241V91H240ZM34 94V93H33ZM47 94H49V93H47ZM61 94H63V93H61ZM66 94V93H65ZM79 94V93H78ZM81 94V93H80ZM79 94V95H80ZM120 94V93H119ZM122 94H123V92H122ZM185 94V93H184ZM201 94V93H200ZM235 94H239V93H235ZM248 94V93H247ZM17 95V94H16ZM22 96V94L20 93V94H18V100L16 99V97H14L17 101H20L21 99L23 100L24 99V97H22V98H20V96ZM23 95H24V93H23ZM66 95V96H67ZM178 95H180V94H178ZM178 95L177 96H173L175 99H176V97H178ZM187 95V94H186ZM189 95V94H188ZM195 95H197V94H195ZM195 95H193L192 94V96L195 98L196 96ZM32 96V95H31ZM66 96H64V97H66ZM68 96H72L73 98H74V96L73 95H68ZM76 96H78V95H76ZM75 96V98H77ZM111 96V95H110ZM115 96V95H114ZM117 96V95H116ZM191 96V95H190ZM200 95L198 94V98L200 99L201 97H199ZM203 96V95H202ZM264 96V95H263ZM36 97V96H35ZM61 98L63 97L62 95L60 96ZM59 97V99H61ZM64 97H63V99H64ZM178 97V98H179ZM189 97V96H188ZM243 97V96H242ZM248 97V96H247ZM1 98V101H2V97H0ZM19 98H20V100H19ZM28 98V97H27ZM26 98V99H27ZM116 98V97H115ZM126 98V97H125ZM171 98V97H170ZM192 98V97H191ZM194 98H192L193 100H194ZM197 98V99H198ZM222 98H223V96H222ZM68 99V98H67ZM70 99V98H69ZM81 99V98H80ZM103 99V98H102ZM128 99V98H127ZM141 99V98H140ZM173 99V98H172ZM174 99V100H175ZM181 99V98H180ZM185 99V98H184ZM189 99V98H188ZM196 98H195V100H197ZM233 99V98H232ZM248 99V98H247ZM21 100V101H22ZM25 100V99H24ZM39 98L37 97V100L35 101V100H33V101H35V103L36 102H38L39 103ZM74 100V99H73ZM201 100V99H200ZM221 100V99H220ZM251 100H249V101H251ZM9 101V102H10ZM14 101V100H13ZM17 101H15L16 103H17ZM31 101V100H30ZM32 101V102H33ZM118 101V100H117ZM173 101V100H172ZM171 101V102H172ZM177 101V100H176ZM181 101V100H180ZM199 101V100H198ZM205 101H207V100H205ZM214 101H216L217 102V100H214ZM32 102H29V104L31 103V105H32ZM66 102V101H65ZM101 102H103V101H100V104H102ZM108 102H110V101H108ZM123 102H124V100H123ZM146 102V101H145ZM174 102V101H173ZM172 102V103H173ZM201 102V101H200ZM252 102V101H251ZM254 102V101H253ZM2 103V102H1ZM14 103V102H13ZM25 104H27L26 102H24ZM115 103H116V100H115ZM122 103V102H121ZM121 103H120V105H121ZM129 103V102H128ZM134 103V102H133ZM139 103H140V101H139ZM166 103H168V101L166 102ZM165 102L163 103V104H166ZM171 103V104H172ZM185 103H186V100H185ZM192 103V102H191ZM193 103H195L194 101H193ZM199 103V102H198ZM203 103V102H202ZM201 103V104H202ZM12 104V103H11ZM11 104H10V106H6L5 107V110H6V115L7 116H4V117H1L0 118V264H22V262H24L25 260H29V261H27L28 263H25V264H173V262H175V261H173L172 262V258H171V256H170V254H168V253H163L162 251L160 252H153V251H151L149 248H148V244H149V242H150V240H151V236L146 232V231H144V230H139V229H137V227H135V223H137V221H138V219L136 218V217H131L130 215H128L124 210H116V209H114V207H113V205H114V203H121V202H119V201H117L115 198H113L112 196H110V195H108L107 193H104V192H102V191H100L98 188H96L94 185H92L88 180H90V179H86V178H84V177H82V176H80V174H79V172L81 171V170H77L76 168H73L72 166H70V165H68L67 164V162H66V157H64V155H66L68 158H69V160L68 161H70L71 160V158H74V155H73V151H74V146H70L71 144H74V142L72 143L71 142V139L73 140V138H71V139H69L70 140V142H71V144H70V142H69V140H68V142H69V146H70V148H69V150L67 151L66 149H64V148H61V152L62 153H64V154H62V156L60 155V157L59 156H56V154L53 152V150L51 149V146L49 147V146H47V147H43V149L42 150H37L36 151V149L34 148V145H35V142H36V140H37V136L35 135V131L36 130H34L33 128L31 129L27 124H28V122H27V124L25 125V126H23V127H21L20 129H19V133L17 134V137H15V134H14V132L12 131V129H11V127H12V125H14L16 122H15V120H14V115H12V106H11ZM29 104L27 105V106H29ZM79 104V103H78ZM80 104H82V103H80ZM109 104V103H108ZM114 104V103H113ZM118 103H116V105H117ZM130 104V103H129ZM131 104H132V101H131ZM135 104V103H134ZM147 104V103H146ZM170 104V103H169ZM177 104V103H176ZM176 104H174V105H170V107L171 106H173V107H175V105ZM178 104H181V106L180 105H178ZM176 106V108H178L179 106L181 107V108H183L182 107V103H178ZM15 105V104H14ZM34 105V104H33ZM103 105H105V103L103 104ZM110 105V104H109ZM115 105V106H116ZM133 105V104H132ZM162 105V104H161ZM168 105V104H167ZM166 105V106H167ZM186 105V104H185ZM191 105V104H190ZM189 105V106H190ZM194 105H197V104H194ZM204 106H205V104H203ZM4 106H5V104H4ZM24 106V105H23ZM57 106H59V105H57ZM106 106V105H105ZM113 106V105H112ZM133 106H135V108H136V106H138L137 104H135V105H133ZM163 106H165V105H163ZM192 106V105H191ZM201 106V105H200ZM203 106V107H204ZM217 106H219V107H216V108H219L220 109V105H218V103H217ZM252 106V105H251ZM30 107V106H29ZM36 107V106H35ZM38 107V106H37ZM83 107V106H82ZM82 107H79V109L80 110H77L76 109V111H81L82 112ZM143 107V106H142ZM167 107H169V105L167 106ZM179 107V108H180ZM185 107V106H184ZM222 107V106H221ZM244 107V106H243ZM15 108V107H14ZM13 108V109H14ZM60 108V107H59ZM186 108V107H185ZM185 108H183V109H185ZM188 108V107H187ZM27 109V108H26ZM25 109V110H26ZM37 109V108H36ZM83 109H85L86 110V108H83ZM93 109V108H92ZM126 109V108H125ZM139 109H140V107H139ZM165 109H167V108H165ZM174 109V108H173ZM205 109V108H204ZM236 109V108H235ZM241 109V108H240ZM239 109V110H240ZM251 109V110H252ZM14 110H16V109H14ZM24 110V109H23ZM31 110V109H30ZM130 110V109H129ZM170 110H171V108H169V113L168 114H170ZM203 110V109H202ZM217 110V109H216ZM222 110H224V109H222ZM226 110V109H225ZM238 110V109H237ZM32 111V110H31ZM54 111V110H53ZM57 111H58V109H57ZM126 111H127V109H126ZM172 111V110H171ZM173 111H175V109L173 110ZM172 111V112H173ZM180 111H181V109H180ZM249 111V110H248ZM81 112H79L80 114H81ZM167 112H168V109H167ZM176 112V111H175ZM175 112L174 113H172V114H174L175 115ZM201 112V111H200ZM14 113H15V111H14ZM31 113V112H30ZM33 113V112H32ZM74 113H76L75 111L73 112V114ZM84 113V112H83ZM92 113V112H91ZM136 113H138V112H136ZM188 113V112H187ZM210 113H212V111L210 112ZM241 113H242V110H241ZM240 113V114H241ZM95 114V113H94ZM163 114V113H162ZM189 114V113H188ZM224 114V113H223ZM236 114V113H235ZM234 114V115H235ZM30 115V114H29ZM52 115H57L58 117H59V119H61L62 121H65V123H66V120H68V122L71 120V118H73V117H77L78 116V114H76V115H73V116H68V115H65V114H60L59 112H53L52 113ZM97 115V114H96ZM95 115V116H96ZM132 115H135L134 113H132ZM179 115V114H178ZM212 115V114H211ZM215 115V114H214ZM16 116H18V113L16 114ZM80 116L82 117V114L81 115H79L78 116V119L80 118ZM172 115L170 114V118H168L167 120H163V121H165L164 122V124L168 121H170V122H173L172 121V117H171ZM207 116V115H206ZM222 116V115H221ZM219 117V116H217V115H215L214 117H213V122H215L216 124H219L220 122H222L223 120H224V117H223V119H222V117ZM238 116V115H237ZM242 116V115H241ZM53 117V116H52ZM70 119H69V118ZM194 117V116H193ZM226 117V116H225ZM246 117H245V115H243V118H245L246 119ZM16 118V117H15ZM28 118V117H27ZM83 118V117H82ZM165 118V117H164ZM172 118V119H171ZM189 118V117H188ZM195 118V117H194ZM229 118H230V115H229ZM228 118V119H229ZM242 118V117H241ZM242 118V119H243ZM29 119H30V117H29ZM95 119H96V117H95ZM170 119V120H169ZM191 119V118H190ZM207 119V118H206ZM205 119V120H206ZM227 119V120H228ZM34 120V119H33ZM32 120V121H33ZM73 120H75V118L73 119ZM77 120V119H76ZM129 120V119H128ZM132 120V119H131ZM185 120V119H184ZM183 120V121H184ZM226 120V119H225ZM231 120V119H230ZM239 120V119H238ZM244 120V119H243ZM31 121V122H32ZM35 121V120H34ZM41 121V120H40ZM39 121V122H40ZM62 121H61V125L62 124H64V122L62 123ZM82 121V124H84V125H87L88 126V122L89 121H87L86 119H82L81 120ZM87 121V122H86ZM127 121V120H126ZM150 121V120H149ZM153 121V120H152ZM155 121H158V124H160L159 122V119H157V120H155ZM154 121V122H155ZM240 121V120H239ZM38 122V123H39ZM105 122V121H104ZM104 122L102 123V124H98V125H104ZM109 122V121H108ZM128 122V121H127ZM130 122V121H129ZM190 123L191 124V126L192 127H194V128H196L195 129V131H201L202 132V129L204 128V125L202 126V123H200L201 121H199V120H197V119H193V122H192V120L191 121H186L185 123V127L187 126L188 127V125H187V123ZM226 122V121H225ZM232 122H234L233 121V118H232ZM34 123V122H33ZM35 123H37L36 121H35ZM93 123V122H92ZM100 123V122H99ZM105 123H107V122H105ZM131 123V122H130ZM146 123V122H145ZM148 123V122H147ZM215 123H213V124H211V125H214ZM228 123H229V121H228ZM243 123V122H242ZM262 123H264V122H262ZM41 124V123H40ZM108 124V123H107ZM168 124V123H167ZM210 124V123H209ZM215 124V125H216ZM234 124V123H233ZM36 126H38L39 127V125H37V124H35ZM47 125H48V123H47ZM51 126H49L48 127V129H47V131L49 132V135H50V138L52 137H54L56 140L55 141H52V140H47V141H49V143L48 144H50V143H52V144H54V142L56 143L57 142V146H60V145H58V144H60L61 142H62V136H61V130L60 131H58L57 130V127L55 128L54 127V125H55V123H53V121H52V124H50ZM66 125V124H65ZM132 125H133V123H132ZM151 125V124H150ZM222 125H224V123L222 124ZM227 125V124H226ZM232 125V124H231ZM41 126V125H40ZM60 126V125H59ZM86 126V127H87ZM92 126L94 127V125L92 124ZM105 126V125H104ZM103 126V127H104ZM148 126V125H147ZM174 126V125H173ZM230 126V125H229ZM35 127V126H34ZM66 127V126H65ZM77 127V126H76ZM75 127V128H76ZM108 127V126H107ZM106 127V128H107ZM152 127V126H151ZM164 127H166L165 125H164ZM191 127V128H192ZM214 127V126H213ZM217 127V126H216ZM216 127H214L213 129H214V132L213 133H209V131L208 132H206V130H205V132L206 133H208V134H204V136L205 135H208V139L209 138H211V139H213V138H217V136H225L226 137V135H225V133L224 132H222L221 130H223V129H218V128H216ZM219 127V126H218ZM227 127V126H226ZM40 128V127H39ZM44 128V126L42 127V129ZM47 128V127H46ZM45 128V129H46ZM97 128H99L98 126H97ZM96 128V129H97ZM105 128V129H106ZM215 128L216 129H218V130H215ZM221 128V127H220ZM38 129V128H37ZM65 129V128H64ZM67 129V128H66ZM110 129V128H109ZM167 129H168V126H167ZM172 130H173V128H171ZM171 129H169V132H170V130ZM184 129V128H183ZM187 129V128H186ZM226 129V128H225ZM234 129V128H233ZM256 129V130H255ZM33 130V131H32ZM68 130V129H67ZM66 130V131H67ZM73 129H71L70 128V131H72ZM81 131H83L82 129H80ZM155 130H156V126H155ZM171 130V131H172ZM192 130H193V128H192ZM230 130V129H229ZM228 130V132L227 133H230L231 131H229ZM46 131V132H47ZM70 131H68V132H70ZM85 131V130H84ZM88 131V132H87ZM95 131V130H94ZM97 131V130H96ZM191 131V130H190ZM190 131H188V132H190ZM215 131H217L216 133H215ZM226 131V130H225ZM259 131V130H258ZM257 131V133H260V131L258 132ZM37 132V131H36ZM77 131H75V133H76ZM86 132H87V135L89 136L90 135V130H86ZM101 132H102V130H101ZM119 132V131H118ZM117 132V133H118ZM162 132V131H161ZM166 132V131H165ZM168 132V131H167ZM173 132V134L175 133L174 131H172ZM172 132H170V134H171V136H172ZM210 132H212V131H210ZM234 132V131H233ZM41 134V133H43V132H38V134ZM85 133V132H84ZM89 133V134H88ZM163 133V132H162ZM178 133V132H177ZM187 133V132H186ZM191 133L193 134L194 133V131L192 132L191 131ZM202 133H204V129H203V132ZM244 133H245V131H244ZM263 132H261V134H262ZM67 134V133H66ZM81 134V133H80ZM99 134H100V132H99ZM167 134V133H166ZM170 134H169V136H170ZM243 134V133H242ZM253 134V131H252V133H251V135ZM255 134V133H254ZM253 134V135H254ZM261 134H260V136H261ZM175 135V134H174ZM178 135V134H177ZM257 135V134H256ZM255 135V136H256ZM66 136V135H65ZM86 136V134L84 135V138H85V142H87L86 140H90V139H86V138H88V137H85ZM102 136V135H101ZM119 136V135H118ZM117 135H116V137H118ZM152 136V135H151ZM155 136H157V135H155V133H153V136H152V138L154 137V139H155ZM165 136V135H164ZM195 136V135H194ZM192 137V139H193V141H192V146L194 145V146H197L196 144H197V142H199V141H201V137H196L197 136V134H196V136L195 137ZM199 136H202V137H204L202 134H200L199 133ZM246 136V135H245ZM260 136H258V137H260ZM44 137V136H43ZM67 137V136H66ZM160 137H162V136H160ZM174 137V139H175V137L176 136H172V138ZM178 137V136H177ZM176 137V138H177ZM228 137V136H227ZM231 137V136H230ZM235 137V136H234ZM249 137V136H248ZM254 136H252V138H253ZM257 137V138H258ZM264 137V136H263ZM262 137V138H263ZM49 138V137H48ZM47 138V139H48ZM113 138V137H112ZM120 138V137H119ZM167 138V137H166ZM171 138V137H170ZM180 138V137H179ZM195 138V139H194ZM201 138V139H200ZM220 138V137H219ZM222 138V137H221ZM261 138V137H260ZM24 139H26V141H24ZM116 139V138H115ZM167 139H169V138H167ZM200 139V140H199ZM231 139V138H230ZM247 139V138H246ZM245 139V140H246ZM249 139V138H248ZM67 140V139H66ZM65 140V141H66ZM113 140V139H112ZM170 140V139H169ZM220 140V139H219ZM228 140V139H227ZM236 140V139H235ZM253 140H255L256 142H254V141H252L253 143H255V144H258V142H260V140L259 139H253ZM264 140V139H263ZM262 140V141H263ZM171 141H172V139H171ZM217 141V140H216ZM230 141V140H229ZM114 142H116V141H114ZM181 142V141H180ZM214 142V141H213ZM223 142V141H222ZM194 143V144H193ZM201 143V142H200ZM221 143V142H220ZM253 143H252V145H253ZM82 144V143H81ZM66 145H68V144H66ZM84 145V144H83ZM83 145L81 146L80 145V147L82 148L83 147ZM191 145V144H190ZM199 145V144H198ZM234 145V144H233ZM260 145V144H259ZM258 145V146H259ZM56 146V147H57ZM91 146V145H90ZM90 146H89V148H90ZM200 146V145H199ZM209 146V145H208ZM218 146V145H217ZM225 146V145H224ZM236 146V145H235ZM238 146V145H237ZM240 146V145H239ZM253 146H255L256 147V145H253ZM79 147V148H80ZM205 147H207V146H205ZM232 147V146H231ZM234 147V146H233ZM254 147V148H255ZM75 148H78V147H75ZM81 148L79 149V150H81ZM147 148V147H146ZM173 148V147H172ZM175 148V147H174ZM173 148V149H174ZM194 148V147H193ZM197 148H199V147H197ZM236 148V147H235ZM238 148H240V147H238ZM25 150V149H32L33 151L32 152H30L29 154H30V156H28V157H26V156H24L25 158H22V157H20V154H19V151L20 150ZM59 149V148H58ZM62 149H64V150H66V151H63ZM70 149H73V150H70ZM83 150L85 149V148H82ZM86 149H88V148H86ZM207 149H209L208 147H207ZM210 149H212V147L210 146ZM233 149V148H232ZM78 150V149H77ZM76 149H75V151L74 152H78ZM97 150V149H96ZM149 150V149H148ZM197 150V149H196ZM196 150H194V151H196ZM203 150H204V147H203ZM216 150V149H215ZM236 150V149H235ZM239 150V149H238ZM250 150H251V148H250ZM254 150V149H253ZM150 151H152V149L150 150ZM206 151V150H205ZM213 151H214V149H213ZM219 151V150H218ZM241 151V150H240ZM252 151V150H251ZM255 151V150H254ZM253 151V153H256V152H254ZM257 151V150H256ZM85 152H86V150H85ZM125 152V151H124ZM203 152V151H202ZM82 153H83V151H82ZM126 153H127V151H126ZM126 153H122L121 154V156L123 155H125ZM174 153H176V152H174ZM195 153V152H194ZM198 153V152H197ZM205 153V152H204ZM203 153V154H204ZM209 153H210V151H209ZM208 153V151H207V153H205V154H209ZM240 153V152H239ZM241 153H242V151H241ZM240 153V154H241ZM258 153H260V151L258 152ZM75 154V153H74ZM84 154V153H83ZM180 154H182V153H180ZM192 154V153H191ZM204 154V155H205ZM218 154H220V152L218 153ZM235 154V153H234ZM239 154V155H240ZM126 155H128V154H126ZM133 155V154H132ZM199 155H200V153H199ZM215 155V154H214ZM230 155V154H229ZM233 155V154H232ZM248 155H250V154H248ZM252 155V154H251ZM73 156V157H72ZM123 156H122V158H123ZM129 156V155H128ZM183 156V155H182ZM195 156V155H194ZM198 156V155H197ZM209 156V155H208ZM208 156H206V157H208ZM234 156V155H233ZM77 157V154H75V158ZM87 157V156H86ZM139 157V156H138ZM202 157H203V155H202ZM217 157V156H216ZM232 157V156H231ZM245 157H246V154H245ZM258 157V156H257ZM257 157H255V158H257ZM119 158V157H118ZM121 158V159H122ZM143 158V157H142ZM190 158V157H189ZM194 157H192V159H193ZM199 158H200V156H199ZM203 158H205V157H203ZM230 158V157H229ZM235 158V157H234ZM237 158V157H236ZM242 158V157H241ZM241 158H239L240 160H245V159H241ZM254 158V159H255ZM260 158H262V157H260ZM120 159V158H119ZM145 161H147L145 158H143ZM150 159V158H149ZM207 159V158H206ZM238 158H237V161L239 160ZM6 160H10V163L9 164H6ZM80 160V159H79ZM85 160V159H84ZM87 160V159H86ZM85 160V161H86ZM124 161H125V159H123ZM144 160H140L141 161V163L144 161ZM200 160H201V158H200ZM203 160V159H202ZM208 160V159H207ZM231 160V159H230ZM239 160V161H240ZM247 160V159H246ZM257 160H259V158L257 159ZM263 160V159H262ZM261 160V161H262ZM81 161H82V159H81ZM213 161H215V160H213ZM233 161H235V160H233ZM238 161V162H239ZM241 161V162H242ZM249 161V160H248ZM251 161V160H250ZM249 161V162H250ZM256 161V160H255ZM200 162V161H199ZM202 162H204V161H202ZM209 162V161H208ZM231 162V161H230ZM229 162V163H230ZM240 162V164H241V166L240 167H242L243 165H245L246 164V162L247 161H245V164H243L244 163V161L241 163ZM252 162V161H251ZM256 162H258V161H256ZM76 163H81V164H84V165H86L85 163H83V161L82 162H76ZM119 163V162H118ZM122 163V162H121ZM140 163V165H141V169H142V171L144 170L143 168H145L146 169V167H144L145 166V164H144V166L142 167V165L143 164H141ZM146 163V162H145ZM215 163V162H214ZM217 163V162H216ZM259 163V162H258ZM198 164V163H197ZM209 164H211L210 162H209ZM243 164V165H242ZM257 164V163H256ZM96 165V164H95ZM95 165H94V167H95ZM119 165V164H118ZM167 165H169V164H167ZM201 165V164H200ZM200 165H199V167H200ZM212 165V164H211ZM216 165V164H215ZM219 165V164H218ZM259 165V164H258ZM206 166V165H205ZM209 166V165H208ZM207 166V167H208ZM217 166V165H216ZM232 166H235V165H232ZM232 166H230V168H233ZM256 166V165H255ZM122 167V166H121ZM120 167V168H121ZM204 167V166H203ZM215 167V166H214ZM223 167V166H222ZM222 167H221V169H222ZM239 166H238V169L240 168ZM258 167V166H257ZM260 167V166H259ZM32 168H35L34 169V171L32 172V171H30L29 172V170H31ZM82 168V167H81ZM85 168V167H84ZM84 168H83V170L82 171H84ZM96 168V167H95ZM123 168V167H122ZM140 168V167H139ZM171 168V167H170ZM206 168V167H205ZM219 168V167H218ZM246 168V167H245ZM244 168V169H245ZM87 169H89V168H87ZM141 169H139V170H141ZM172 169V168H171ZM170 169V170H171ZM242 169H243V167H242ZM242 169H241V171H242ZM260 169V168H259ZM90 170V169H89ZM88 170V171H89ZM139 170H137L138 172H140ZM173 170V169H172ZM207 170V169H206ZM246 170H247V168H246ZM255 170H256V168H255ZM81 171V172H82ZM95 171H97V170H95ZM141 171V172H142ZM199 171V170H198ZM203 171V172H202ZM201 172L202 173H205V170H204V168H203V170H202ZM85 172H87V171H85ZM85 172H83V173H85ZM92 172H93V174L95 173L93 170H92ZM122 172H123V169H122ZM200 172V174H202ZM237 172H240V170L239 171H237ZM244 172V171H243ZM242 172V173H243ZM248 172H250V171H248ZM260 172V171H259ZM173 173V172H172ZM231 173V172H230ZM241 173V174H242ZM245 173V172H244ZM252 173H254V172H251V174ZM92 174V173H91ZM90 174V175H91ZM139 174V173H138ZM199 174V173H198ZM207 174V173H206ZM210 174H211V172H210ZM250 174V175H251ZM259 174V173H258ZM257 174V175H258ZM96 175V174H95ZM211 175H213V174H211ZM253 175V174H252ZM237 177H238V175H236ZM239 176H241V175H239ZM242 176H244V175H242ZM246 176V175H245ZM43 177L44 178H47V180H48V183L49 184H57V185H59V187H60V189H57L58 191L57 192H51L50 190H48L47 188H45L44 186H38V185H35V184H33V182L34 181H36L37 179H40L41 180V178L43 179ZM215 177V176H214ZM236 177V178H237ZM88 178H92L93 179V177H88ZM105 178H106V176H105ZM205 178V177H204ZM105 180V179H104ZM46 181V180H45ZM41 182H42V180H41ZM104 182H106V181H104ZM101 184H103V182L101 183ZM139 185V184H138ZM253 185V184H252ZM139 186H141V185H139ZM144 186V185H143ZM72 188V192H73V194H70L69 192H68V188ZM252 187V186H251ZM251 187H249V189H252ZM254 187V186H253ZM23 188H30L33 192H34V194H33V196L30 198V200L28 201V202H26V203H71L72 205H70L69 206V210L68 211H63L62 210V205L60 204L59 206L56 204V205H54L55 207H53V210L52 211H47L45 208H41V209H38V210H36V211H34V212H30L29 210H25V215H22V214H19L18 212H16V211H12V210H10L9 212H7V214H5V215H3V208H4V205H3V203H21V202H18V201H16L15 199H14V197H13V194H14V191H20V189H23ZM253 189H255V187L253 188ZM56 191V190H55ZM126 191H128V190H126ZM125 191V192H126ZM251 191V192H250ZM250 191H247L248 193H246V200H248L249 199V195L251 194V193H253V191L252 190H250ZM134 193V192H133ZM137 193V192H136ZM250 193V194H249ZM130 193H128L127 195H129ZM124 195V194H123ZM131 195V194H130ZM137 195V194H136ZM125 196V195H124ZM132 196H133V194H132ZM138 196V195H137ZM53 197H58V201H52V198ZM134 199V198H133ZM158 199V198H157ZM214 199H215V197H214ZM143 201H144V203L146 204L147 202H145L146 200H144L143 199ZM140 202V201H139ZM138 202V203H139ZM128 203H130V202H128ZM132 203H135V202H132ZM141 203H143V202H141ZM53 205V204H52ZM51 205V206H52ZM69 205V204H68ZM148 205V204H147ZM225 205H227V204H225ZM224 205V206H225ZM57 206V207H56ZM65 206V205H64ZM77 206L79 207V209H81L82 211V213L80 212V213H78L77 211H78V209H77ZM228 206V205H227ZM134 207V206H133ZM237 207V206H236ZM52 208V207H51ZM218 208V207H217ZM224 209V208H223ZM235 210V209H234ZM78 213V214H77ZM235 213V212H234ZM233 213V214H234ZM232 214V215H233ZM27 216V217H26ZM234 216V215H233ZM150 217V216H149ZM172 218H170V214H169V216H168V222H173L172 220H175L176 221V223L175 224H177L178 222V217H177V220H176V218H174V217H176V216H171ZM150 218H153V217H150ZM229 218V217H228ZM235 218V217H234ZM238 217H236V219H237ZM249 218V217H248ZM154 219H155V217H154ZM166 219V218H165ZM171 219V220H170ZM157 220V219H156ZM154 221V220H153ZM152 220H151V222H153ZM163 221H166V220H163ZM248 221H249V219H248ZM6 223H9V224H6ZM140 223H142V222H140ZM244 223V222H243ZM153 224H155V223H153ZM162 225H164V222L163 223H161ZM141 225V224H140ZM154 226V225H153ZM169 226V225H168ZM173 226V225H172ZM177 226V225H176ZM175 226V227H176ZM157 227V226H156ZM163 227V230H164V226H162ZM154 228H155V226H154ZM158 228V227H157ZM159 228H160V225H159ZM158 228V229H159ZM156 229V228H155ZM172 229V228H171ZM160 230V229H159ZM162 230V229H161ZM160 230V231H161ZM88 231V232H87ZM167 231V230H166ZM177 231V230H176ZM158 232V231H157ZM163 232V231H162ZM164 232H165V230H164ZM172 232V231H171ZM167 234L169 233L168 231L166 232ZM179 233V232H178ZM206 233V232H205ZM162 234V233H161ZM157 235V234H156ZM169 236H167V239L170 241V239L173 237L171 234H168ZM172 237H171V236ZM174 235H175V233H174ZM207 235V234H206ZM205 235V236H206ZM208 236V235H207ZM213 236H215V237H221V236H223V233H222V231L219 229L218 231H215L214 232V234H213ZM227 236H228V234L227 235H224V238L222 237V240H223V244H224V247H223V250L224 251H222L221 253H223L226 257H224L225 259H226V262L224 261V260H222L221 261V263H224V264H255V263H257V261L256 260H252L250 257L251 256H255V250L253 249V253H252V255L250 256L249 254L250 253H248V254H241V252H240V249L243 247V249H244V246L242 245V246H240V244H238L239 245V247H238V245L237 244H233V243H230V242H227L226 240H227ZM166 238V237H165ZM177 237H175V239H176ZM207 238V237H206ZM209 238V237H208ZM225 239V240H224ZM171 240H174L173 238L171 239ZM183 240V239H182ZM188 240V239H187ZM221 240V241H222ZM162 241H163V239H162ZM174 242H175V240H174ZM160 243H162L161 242V240H160ZM171 243H173V241L171 242ZM188 243H189V245L187 244V246L188 247H185V250L187 249L188 251H186V253L187 254H189V251H191L192 249H194L195 247H192V248H189L192 244H191V242H189V240H188ZM215 243V242H214ZM173 244H175V243H173ZM184 244H185V241H184ZM241 244H242V242H241ZM245 244V243H244ZM248 244L249 243H247V245L246 246H248ZM217 245V244H216ZM219 245V244H218ZM151 246V245H150ZM175 246H177V245H175ZM193 246V245H192ZM220 246V245H219ZM245 246V249L247 248ZM152 247V246H151ZM170 247V246H169ZM209 247V246H208ZM218 247V246H217ZM241 247V248H240ZM254 247V246H253ZM252 247V248H253ZM171 248V250L173 251V249H172V247H170ZM169 248V249H170ZM175 248V247H174ZM183 248V247H182ZM203 248V247H202ZM210 248V247H209ZM222 248V247H221ZM240 248V249H239ZM250 248V245L248 246V248L247 249H249ZM180 249V248H179ZM184 249V248H183ZM189 249H191V250H189ZM212 249V248H211ZM211 249H208L207 248V252L205 253V256H207L209 253L208 252H210V254L211 253H213L214 254V252L212 251L211 252ZM245 249H244V252L246 253V251H250V250H247L246 249V251H245ZM258 249V248H257ZM197 250H199V252H201L200 251V249H198V248H195V251L194 250H192V251H194V253H196V251ZM202 250H204L205 251V249H202ZM210 250V251H209ZM180 252H181V250H179ZM178 251V252H179ZM190 252V253H192L193 255H194V253L193 252ZM215 252H216V250H214ZM219 251V250H218ZM174 252V251H173ZM243 252V253H244ZM220 253V252H219ZM218 252H217V254H219ZM182 254V253H181ZM192 254H191V256H192ZM197 254V256H192V258L190 257V254L188 255L189 256V262H187V264H190L191 262L190 261H194L193 260V258L194 259H196V264L198 263V262H200L199 260L201 259H199L198 258V254L200 255V253H196ZM195 254V255H196ZM201 254H204L203 252L201 253ZM213 254H211V256H213ZM223 254H221V256H223ZM254 254V255H253ZM174 255V258L176 257L175 256V254H173ZM183 256H185L186 254L184 253V254H182ZM248 255V256H247ZM180 256V255H179ZM188 256H186V257H188ZM210 256V255H209ZM208 256V262H210V264L212 263V261L213 260H211L212 258L211 257H209ZM256 256H258V253H257V255ZM178 257V256H177ZM198 259H197V258ZM200 257V256H199ZM190 258L192 259V260H190ZM207 259V258H206ZM220 259V258H219ZM176 260V259H175ZM198 260V261H197ZM211 260V261H210ZM216 259L214 258V261H215ZM177 261V260H176ZM180 261V260H179ZM213 261V262H214ZM219 260H217V262H218ZM253 261H255V262H253ZM220 262V261H219ZM218 262V263H219ZM180 264V263H179ZM194 264V263H193ZM199 264H201V262L199 263ZM209 264V263H208Z\"/></svg>","mask_w":264,"mask_h":264}]
</instances>
